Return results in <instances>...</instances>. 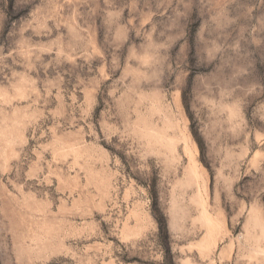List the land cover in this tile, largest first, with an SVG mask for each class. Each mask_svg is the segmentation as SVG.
<instances>
[{"label": "rangeland", "instance_id": "rangeland-1", "mask_svg": "<svg viewBox=\"0 0 264 264\" xmlns=\"http://www.w3.org/2000/svg\"><path fill=\"white\" fill-rule=\"evenodd\" d=\"M0 264H264V0H0Z\"/></svg>", "mask_w": 264, "mask_h": 264}]
</instances>
